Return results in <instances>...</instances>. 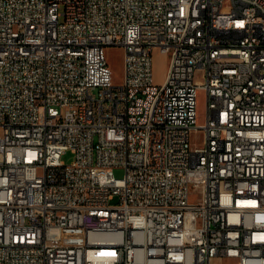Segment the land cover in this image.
Returning <instances> with one entry per match:
<instances>
[{"label": "built area", "instance_id": "1", "mask_svg": "<svg viewBox=\"0 0 264 264\" xmlns=\"http://www.w3.org/2000/svg\"><path fill=\"white\" fill-rule=\"evenodd\" d=\"M0 264H264V0H0Z\"/></svg>", "mask_w": 264, "mask_h": 264}, {"label": "rangeland", "instance_id": "2", "mask_svg": "<svg viewBox=\"0 0 264 264\" xmlns=\"http://www.w3.org/2000/svg\"><path fill=\"white\" fill-rule=\"evenodd\" d=\"M124 52L120 47H109L106 49V58L110 69L112 70V80L114 85H120L124 78ZM170 56L168 54H162L159 52L153 53V71L154 82L156 85H161L165 79V75L168 68ZM205 109V101L203 94L200 92L197 98V112L198 122L203 123V112ZM73 160V155L70 151H67L62 156V162L70 164ZM115 177L122 178L124 176V170L121 168L113 169ZM117 201V200H116ZM115 201V202H116ZM112 202V203H115ZM63 240L68 243H82L84 241V233L79 229L65 230L63 232Z\"/></svg>", "mask_w": 264, "mask_h": 264}]
</instances>
